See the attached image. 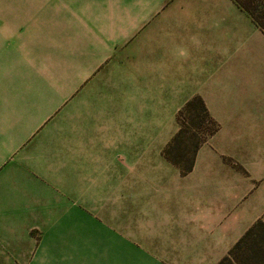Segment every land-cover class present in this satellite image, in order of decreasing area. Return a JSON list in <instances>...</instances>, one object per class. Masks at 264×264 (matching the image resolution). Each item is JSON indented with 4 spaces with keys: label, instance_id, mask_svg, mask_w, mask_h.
<instances>
[{
    "label": "crops",
    "instance_id": "obj_1",
    "mask_svg": "<svg viewBox=\"0 0 264 264\" xmlns=\"http://www.w3.org/2000/svg\"><path fill=\"white\" fill-rule=\"evenodd\" d=\"M61 2L73 8L83 3L87 32L63 40L57 56L71 60L62 72L59 66L54 82H72L73 92L125 49L137 51L136 57L146 51L147 64L158 67L152 69L155 80L162 82L157 88L163 97H199L214 121L226 119L232 128L250 132L244 152L233 157L243 162L242 171L229 166L227 184L214 187L210 204L203 203L195 214L197 235L211 232V247L198 235L202 250L223 258L247 229L257 221L264 223V30L236 0H0V49L11 48L6 35L27 33L29 10L35 12L31 16L43 18L45 11H58ZM40 87L13 86L8 75L0 74V243L24 242L19 254L23 257L28 195L40 190H29V154L35 147L43 152L41 134L61 106L58 89ZM55 193L48 192L50 208L75 211L74 194ZM48 219V225L61 224L57 217ZM67 219L68 225H76L75 217ZM91 222L85 217L83 225ZM117 223L104 218L99 233L85 235L81 250L59 244L74 243L77 234L49 233L37 262L52 258L58 264H166L133 247L135 256L125 258L124 236L108 228ZM21 226L22 233L21 228L13 232L12 227Z\"/></svg>",
    "mask_w": 264,
    "mask_h": 264
},
{
    "label": "rangeland",
    "instance_id": "obj_2",
    "mask_svg": "<svg viewBox=\"0 0 264 264\" xmlns=\"http://www.w3.org/2000/svg\"><path fill=\"white\" fill-rule=\"evenodd\" d=\"M69 6L61 2L58 11H45L43 18L29 10L27 33L6 35L11 48L0 49V74L8 75L13 86L42 85L58 89L61 96L57 116L41 134L43 152L35 147L29 154V190H40L28 195L27 255L19 256L24 242L0 243V264H58L52 258L37 262L49 233L77 234L74 243L59 244L81 250L85 235L99 233L106 217L118 219L117 227L108 228L124 236L125 258L135 256L133 247L166 264H217L221 258L202 250L200 236L211 247V232L197 235L195 214L203 203L210 204L214 187L227 184L229 166L242 171L243 162L233 157L244 152L250 132L232 128L226 119L215 120V133L197 149L191 170L183 173L163 151L178 129L177 112L188 99L161 95L157 87L162 82L155 80L152 69L158 67L147 64L146 51L136 57L137 51L125 49L73 92L72 82L53 81L71 60L57 56L63 40L87 32L83 3ZM183 140L189 143L187 136ZM54 191L59 197L74 194L75 211L50 208L48 192ZM53 217L61 224L48 225ZM69 217H75L76 225H68ZM85 217L92 219L90 225H83ZM20 228L22 233L24 226L12 227L15 233Z\"/></svg>",
    "mask_w": 264,
    "mask_h": 264
},
{
    "label": "trees",
    "instance_id": "obj_3",
    "mask_svg": "<svg viewBox=\"0 0 264 264\" xmlns=\"http://www.w3.org/2000/svg\"><path fill=\"white\" fill-rule=\"evenodd\" d=\"M236 1L264 30V0ZM176 119L178 129L163 154L168 161L185 173L191 170L197 149L216 130V122L199 97L187 100L178 110ZM185 136L189 141L187 144H184ZM177 156H185V159L182 161ZM217 264H264V223L257 221L247 229Z\"/></svg>",
    "mask_w": 264,
    "mask_h": 264
},
{
    "label": "clouds",
    "instance_id": "obj_4",
    "mask_svg": "<svg viewBox=\"0 0 264 264\" xmlns=\"http://www.w3.org/2000/svg\"><path fill=\"white\" fill-rule=\"evenodd\" d=\"M195 40V38H193ZM185 57L187 56V52L185 51L184 54H183Z\"/></svg>",
    "mask_w": 264,
    "mask_h": 264
}]
</instances>
